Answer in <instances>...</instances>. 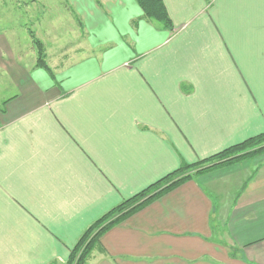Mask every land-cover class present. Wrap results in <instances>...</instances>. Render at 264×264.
I'll use <instances>...</instances> for the list:
<instances>
[{
  "label": "crops",
  "instance_id": "1",
  "mask_svg": "<svg viewBox=\"0 0 264 264\" xmlns=\"http://www.w3.org/2000/svg\"><path fill=\"white\" fill-rule=\"evenodd\" d=\"M50 1H26L28 27L0 0V264H65L124 199L264 132V0H164L170 27L137 0ZM259 154L155 199L87 264H264Z\"/></svg>",
  "mask_w": 264,
  "mask_h": 264
},
{
  "label": "trees",
  "instance_id": "2",
  "mask_svg": "<svg viewBox=\"0 0 264 264\" xmlns=\"http://www.w3.org/2000/svg\"><path fill=\"white\" fill-rule=\"evenodd\" d=\"M137 1L149 18L160 21L167 27L171 26L172 22L164 0ZM31 35L34 38L39 51L38 65L47 67L44 60L43 44L35 37L32 31ZM259 153H264V132L253 135L242 142L231 145L222 151L200 159L197 162L182 163L177 170L169 173L133 196L124 199L117 206L110 209L91 223L75 246L71 248L65 264H87L93 251L102 243L103 235L108 230L139 212L163 194L190 180L192 177L202 174L213 167L226 162L245 157H252Z\"/></svg>",
  "mask_w": 264,
  "mask_h": 264
},
{
  "label": "rangeland",
  "instance_id": "3",
  "mask_svg": "<svg viewBox=\"0 0 264 264\" xmlns=\"http://www.w3.org/2000/svg\"><path fill=\"white\" fill-rule=\"evenodd\" d=\"M26 1L27 0H20V4H17L16 2H17V0H7V2H8V6H10L11 8H12V12H14V13H17V7H20V16H19V19H20V22L21 23H23V24H25V26H28V27H31L32 25H31V23L32 22H34L35 21V16H36V14L37 15H41V14H47L50 10L48 9V8H46V7H49L50 6V4H51V1L50 0H38V2H37V4L36 5H33V7H34V9H35V12H36V14H30V15H22V13H23V11L26 9ZM46 1H49L50 2V4H45L46 3ZM17 6V7H16ZM51 6L53 7V9H55L56 7H60L61 6V4H59L58 2L57 3H55V4H51ZM27 11H29L28 9H27ZM30 11H32V10H30ZM0 14H1V10H0ZM27 23V24H26ZM3 27V26H2ZM0 29H1V23H0ZM257 156H259V157H261V155L260 154H258V155H256L255 157H257ZM198 161V160H197ZM197 161H195V162H197ZM194 163V162H193ZM221 167H219V168H216V169H214L213 171H218L219 169H220ZM218 169V170H217ZM203 174V173H202ZM200 175V174H199ZM196 176H198V175H196Z\"/></svg>",
  "mask_w": 264,
  "mask_h": 264
}]
</instances>
